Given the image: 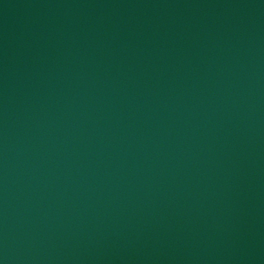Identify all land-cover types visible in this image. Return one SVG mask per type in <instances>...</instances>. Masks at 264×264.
<instances>
[{
  "label": "water",
  "instance_id": "obj_1",
  "mask_svg": "<svg viewBox=\"0 0 264 264\" xmlns=\"http://www.w3.org/2000/svg\"><path fill=\"white\" fill-rule=\"evenodd\" d=\"M0 264H264V0H0Z\"/></svg>",
  "mask_w": 264,
  "mask_h": 264
}]
</instances>
